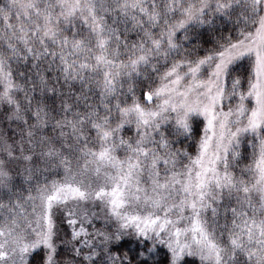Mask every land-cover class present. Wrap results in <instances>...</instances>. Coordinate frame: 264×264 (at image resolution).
<instances>
[{"label":"snow or ice","instance_id":"snow-or-ice-1","mask_svg":"<svg viewBox=\"0 0 264 264\" xmlns=\"http://www.w3.org/2000/svg\"><path fill=\"white\" fill-rule=\"evenodd\" d=\"M0 264H264V0H0Z\"/></svg>","mask_w":264,"mask_h":264}]
</instances>
